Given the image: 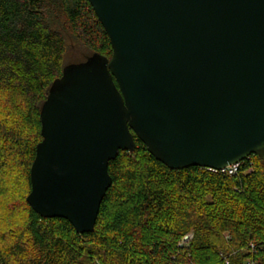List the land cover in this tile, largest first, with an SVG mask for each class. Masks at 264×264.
I'll return each mask as SVG.
<instances>
[{"label": "water", "instance_id": "95a60500", "mask_svg": "<svg viewBox=\"0 0 264 264\" xmlns=\"http://www.w3.org/2000/svg\"><path fill=\"white\" fill-rule=\"evenodd\" d=\"M112 44L67 64L41 108L27 202L95 229L109 162L136 138L169 168L264 160V0H88Z\"/></svg>", "mask_w": 264, "mask_h": 264}, {"label": "trees", "instance_id": "16d2710c", "mask_svg": "<svg viewBox=\"0 0 264 264\" xmlns=\"http://www.w3.org/2000/svg\"><path fill=\"white\" fill-rule=\"evenodd\" d=\"M57 26L60 25V26ZM69 35L111 57L88 0H0V256L4 264H264V160L235 175L172 169L136 138L109 162L112 184L95 229L78 233L27 202L42 140L41 108L70 64ZM74 62V63H77ZM73 63V62H72ZM192 238L179 246L182 238Z\"/></svg>", "mask_w": 264, "mask_h": 264}, {"label": "rangeland", "instance_id": "374dc122", "mask_svg": "<svg viewBox=\"0 0 264 264\" xmlns=\"http://www.w3.org/2000/svg\"><path fill=\"white\" fill-rule=\"evenodd\" d=\"M57 26V24H56ZM60 26V25H58ZM57 26V27H58ZM59 28V27H58ZM67 41H68V52H67V59L70 63H74L82 59L86 53L89 51L86 48H83L81 45H79L74 39L69 35L68 32L65 33ZM192 232H189L186 234L182 240L179 242V246H183V242H188L192 238ZM0 250H1V244H0ZM0 264H4L1 256H0ZM14 264H20V263H14ZM24 264V263H21Z\"/></svg>", "mask_w": 264, "mask_h": 264}, {"label": "built area", "instance_id": "2783aa9c", "mask_svg": "<svg viewBox=\"0 0 264 264\" xmlns=\"http://www.w3.org/2000/svg\"><path fill=\"white\" fill-rule=\"evenodd\" d=\"M240 163H236V164H233V165H230L224 169H221V170H217V169H213V168H209L211 171H214V172H218V171H221L223 173H228L230 175H235L240 167ZM251 264V263H249Z\"/></svg>", "mask_w": 264, "mask_h": 264}]
</instances>
